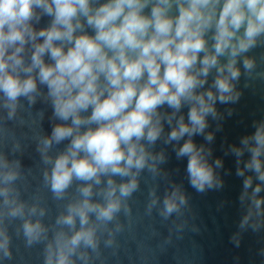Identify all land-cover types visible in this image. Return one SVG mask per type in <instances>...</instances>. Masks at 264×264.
Returning <instances> with one entry per match:
<instances>
[{"label":"clouds","instance_id":"9594fccd","mask_svg":"<svg viewBox=\"0 0 264 264\" xmlns=\"http://www.w3.org/2000/svg\"><path fill=\"white\" fill-rule=\"evenodd\" d=\"M258 46L264 0H0V262L14 259L15 237L26 249L41 246L42 264H106V250L116 255L131 227L145 175V215L155 211L182 233L189 198L157 142L186 158L196 192L221 190L224 164L210 146L225 118L217 104L239 102L241 67L245 87L264 80L247 55ZM38 102L51 106L50 134L45 110L33 111ZM252 126L225 150L243 178L235 247L244 232L264 230V119ZM31 145L34 188L33 167L22 163ZM45 192L58 206L51 222Z\"/></svg>","mask_w":264,"mask_h":264},{"label":"water","instance_id":"95a60500","mask_svg":"<svg viewBox=\"0 0 264 264\" xmlns=\"http://www.w3.org/2000/svg\"><path fill=\"white\" fill-rule=\"evenodd\" d=\"M49 19L44 17L38 27L46 26ZM89 32L91 34V30ZM247 55L256 58L258 71L264 70V63L260 62L261 56H264V47L258 46ZM241 71L242 76L237 88L242 95L236 104H217L218 110L225 113V118L221 121L222 129L215 132V140L210 145L213 149L212 159L219 157L223 160L224 167L218 170L224 181L223 188L205 193L196 192L188 183L185 171L186 158L178 160L171 145H164L162 141H158L155 150L163 148L168 157L167 163L163 165L164 169L170 173L173 182L183 186L189 198L190 210L185 216L188 226L182 233L175 231L170 233L169 230L174 229L171 220L162 221L155 211L151 216L145 215L147 192L152 184L151 178L145 175L141 179L140 191L135 193L130 201L133 209L131 227L118 235L120 248L116 255H111V250H106V264H264V256L259 254L260 250L264 249V230L244 232L239 247H235L230 240L232 234L237 231L241 218L238 197L242 191L243 178L236 175V158L231 154L225 155V150L231 144L239 145L242 136L254 131L253 121L264 119V80L250 81L249 86L245 87L246 78L242 67ZM227 108L234 110L231 116H227L225 111ZM40 109L45 110L43 130L50 134L51 106L38 102L33 111ZM187 111V107L182 109L186 119ZM209 123L208 131H214L217 122L209 118ZM165 131H168L167 125ZM193 139L198 145L206 143L202 136H195ZM58 147L62 149L63 144ZM34 148V145L28 147L22 157L25 168L33 167V176L29 178L33 188L40 183L39 156ZM247 158L246 153L244 159ZM165 187V182L161 181L160 194ZM45 195L49 207L46 222H51L58 211V206L51 199L50 193L45 192ZM193 224L199 231H192ZM169 235L171 241L167 242L166 237ZM13 255L12 261L0 264H42L41 246L26 249L23 241L15 237Z\"/></svg>","mask_w":264,"mask_h":264}]
</instances>
